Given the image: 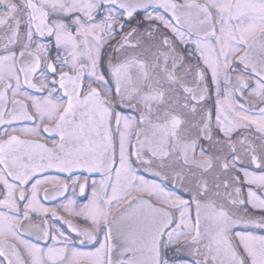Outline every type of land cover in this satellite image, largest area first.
Returning <instances> with one entry per match:
<instances>
[{"label": "snow or ice", "instance_id": "snow-or-ice-1", "mask_svg": "<svg viewBox=\"0 0 264 264\" xmlns=\"http://www.w3.org/2000/svg\"><path fill=\"white\" fill-rule=\"evenodd\" d=\"M0 264H264V0H0Z\"/></svg>", "mask_w": 264, "mask_h": 264}]
</instances>
